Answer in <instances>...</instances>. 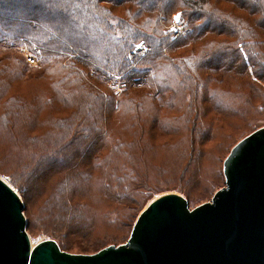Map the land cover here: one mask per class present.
<instances>
[{
	"label": "trees",
	"instance_id": "1",
	"mask_svg": "<svg viewBox=\"0 0 264 264\" xmlns=\"http://www.w3.org/2000/svg\"><path fill=\"white\" fill-rule=\"evenodd\" d=\"M3 1L52 12L0 13V145L24 160L35 230L123 238L164 179L217 186L232 134L216 119L233 130L264 119V0ZM177 12L190 29L180 37ZM141 43L148 51L133 54ZM23 49L49 84L33 98L13 90ZM157 135L176 137L162 164Z\"/></svg>",
	"mask_w": 264,
	"mask_h": 264
},
{
	"label": "water",
	"instance_id": "2",
	"mask_svg": "<svg viewBox=\"0 0 264 264\" xmlns=\"http://www.w3.org/2000/svg\"><path fill=\"white\" fill-rule=\"evenodd\" d=\"M223 173L210 201L192 207L182 193L159 194L126 242L95 253L33 243L24 201L0 176V264H264V127L233 147Z\"/></svg>",
	"mask_w": 264,
	"mask_h": 264
},
{
	"label": "rangeland",
	"instance_id": "3",
	"mask_svg": "<svg viewBox=\"0 0 264 264\" xmlns=\"http://www.w3.org/2000/svg\"><path fill=\"white\" fill-rule=\"evenodd\" d=\"M2 6L0 7V13L2 14H14L16 17H28L33 14H37L38 10L41 12L38 13L37 15L44 16V18H51L52 17V12L51 9H43L40 8L37 4H29V3H22L20 1H16L15 3H7L5 4V1L2 0ZM37 9V10H36ZM43 9V10H42ZM181 13V12H177ZM176 13V14H177ZM174 15V17L176 16ZM38 16V17H39ZM51 16V17H50ZM181 21L183 23L187 22L182 18L181 16ZM177 22L175 19H173L172 26L173 24ZM172 26H171V31H172ZM187 27L189 29V26L187 24ZM190 30V29H189ZM173 32V31H172ZM189 32V31H188ZM187 32V33H188ZM184 33L183 35L187 34ZM174 35V32H173ZM181 35V36H183ZM5 51H0V58H5L6 55L4 54ZM26 59V63H23L26 65V70L24 76H22V80L15 83L13 86V90L15 93L22 94L23 96L27 98H33L35 95L41 93V90L46 89L49 87V84L47 80L45 79L43 73V67L44 63L41 62V59L38 55H36L33 52H30L27 49L21 50V53L17 55V58L20 59ZM29 57L34 58L35 62H32L29 60ZM21 60V59H20ZM11 62V61H9ZM14 63H18V61H14ZM1 67V66H0ZM96 83V81H95ZM93 83V84H95ZM233 84V82H231ZM113 84V89L116 90V92H123L124 90V85L118 81L117 84L116 82H111ZM228 84V81L226 82V85ZM146 89L136 86L132 87L129 92L132 93L134 96H140L142 92H145ZM54 115H61V116H68V113L65 111H53L52 112ZM214 117H212L213 120ZM220 118V117H217ZM216 122H220L219 125L223 127L228 133L232 134L231 137V146L228 148V150L224 153L223 155V160H222V167H221V179L217 186L211 191V192H203L205 189V185L197 186L193 183L191 184H186V183H178L176 180H173L172 177L169 179H164L161 184H160V192H157L154 194V196L151 198L153 199L159 194L167 193V192H179L184 194L183 191L190 190V196L194 201H192L191 206H197L199 204H202L204 202H208L212 199L213 195L215 192L223 187L225 185V176L223 173V164L227 156L230 154L231 150L233 147L243 138L254 132L255 130L264 127V119H261L260 116H257L256 118H253L252 120V126L249 128H245L242 130H233L225 124L222 120L216 119ZM218 124V123H217ZM175 136H165L163 137L162 135L155 138V142L160 144V154L157 156L154 160L155 163L157 164H162L168 159V156H170V151L167 150L168 147H170V143L175 140ZM12 146V145H9ZM165 146V147H164ZM163 147V148H162ZM213 147V145L208 146V148ZM162 148V149H161ZM8 147L6 145H0V176L7 181L9 184H11L21 195L24 204H25V215L28 220V232L30 233L33 243H38L42 240L45 239H55L57 240L60 244L63 250H66L71 253H95L98 250L104 248L106 245L110 243H124L128 240L130 237L129 235H123V238H118L119 235H116L118 231L116 229H112L111 231H105L101 233V237L97 235H88V236H82L81 234H69L66 238V235L62 233L60 229H52L54 231V234L51 235L47 232H42V230H35L34 227L30 224V221L32 219V214L34 212V208H32L29 205V201L27 200L26 196L29 194L28 191L25 192V186L23 185V179L21 178V175L24 172V160L23 158L18 155L16 152H7ZM211 161H214L213 158H211ZM38 187V186H37ZM37 189V188H36ZM35 189V191H36ZM150 199V200H151ZM149 200V201H150ZM149 201L145 204V206L139 210L137 213V217L141 213V211L146 207V205L149 203ZM136 217V219H137ZM136 221V220H135ZM135 223V222H134ZM132 231V230H131ZM129 236V237H128ZM118 240H115L113 238H116ZM116 244V245H119Z\"/></svg>",
	"mask_w": 264,
	"mask_h": 264
},
{
	"label": "built area",
	"instance_id": "4",
	"mask_svg": "<svg viewBox=\"0 0 264 264\" xmlns=\"http://www.w3.org/2000/svg\"><path fill=\"white\" fill-rule=\"evenodd\" d=\"M173 28H176L178 29V31L174 32V36L175 37H180L181 35H183L184 33H187L189 31L188 27H187V24L186 23H183L181 20L179 23L175 22L172 26V29ZM148 50V47L146 44H139L137 47H136V51L133 53V54H144L146 53ZM29 60L32 61V62H35L34 58L32 57H29Z\"/></svg>",
	"mask_w": 264,
	"mask_h": 264
},
{
	"label": "snow or ice",
	"instance_id": "5",
	"mask_svg": "<svg viewBox=\"0 0 264 264\" xmlns=\"http://www.w3.org/2000/svg\"><path fill=\"white\" fill-rule=\"evenodd\" d=\"M181 16H182V13H177L176 16L174 17V19L177 21V23L180 22V20H181ZM172 31H173V32H176V31H178V29L173 28ZM244 55L247 56L248 53H244ZM45 264H47V261L45 262Z\"/></svg>",
	"mask_w": 264,
	"mask_h": 264
},
{
	"label": "bare ground",
	"instance_id": "6",
	"mask_svg": "<svg viewBox=\"0 0 264 264\" xmlns=\"http://www.w3.org/2000/svg\"><path fill=\"white\" fill-rule=\"evenodd\" d=\"M21 196V195H20ZM22 198V197H21ZM23 200V199H22Z\"/></svg>",
	"mask_w": 264,
	"mask_h": 264
}]
</instances>
